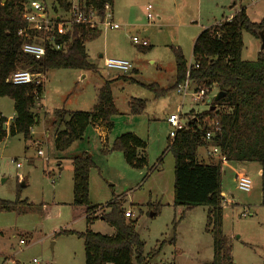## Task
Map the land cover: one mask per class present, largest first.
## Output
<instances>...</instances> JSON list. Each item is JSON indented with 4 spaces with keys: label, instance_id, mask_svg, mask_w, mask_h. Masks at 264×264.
<instances>
[{
    "label": "rangeland",
    "instance_id": "rangeland-1",
    "mask_svg": "<svg viewBox=\"0 0 264 264\" xmlns=\"http://www.w3.org/2000/svg\"><path fill=\"white\" fill-rule=\"evenodd\" d=\"M30 1L25 0V5ZM38 1L51 14L61 11H55V0ZM113 3L112 20L120 27L110 29L101 24L99 36L85 43L94 69H55L42 74L44 107L35 128L38 143L24 141L21 134L0 141V198L13 201L17 185L24 182L19 196L26 201L12 211L0 212V264H83L82 239L76 234L55 235L60 229L85 230V207L72 204L69 161L70 157L83 152L94 163L89 173V202L103 207L95 214L100 216L108 209V202L123 196L124 209L130 211L129 217L135 220V230L144 242L147 264L212 262V235L205 230L207 207L185 209L173 205L174 159L165 149L171 130L168 116L180 110L181 118L186 121L201 113L211 104L217 86L208 87L199 100H193L191 89L186 97L175 89L164 93L160 90L173 83L172 48L181 49L189 66L193 63L194 39L202 29L230 17L240 7L245 8L250 21L259 22L264 15V0H114ZM147 5L152 7L151 19L146 17ZM107 14L111 17L110 8L106 18ZM132 36L145 39L150 49L141 51L132 44ZM242 42L241 58L255 60L260 40L243 31ZM99 54L129 60L138 73L132 70L124 74L108 69ZM116 77L119 78L111 82V91L118 112L111 117L112 125L106 138L101 140L99 131L87 125L79 139L65 150H57L54 111L92 109L104 80ZM150 84L154 85V90L146 87ZM131 97L146 100L141 114L129 113L127 102ZM13 105L12 99L0 96L4 116L13 112ZM131 131L146 142L147 168L143 170L128 166L120 151H107L116 136ZM38 150L42 151L41 155L37 154ZM205 151L206 148L201 147L197 153ZM240 164L229 161L222 167L221 229L230 255L222 264H264L260 163ZM239 171L250 178L249 191L237 187L235 176ZM158 205V213L151 215ZM244 209L248 210L247 215H243ZM181 214L184 216L176 226L175 243H166L158 254L154 253L160 241L170 237L171 222ZM90 228L105 235L113 232L100 217ZM20 239L24 240L23 244L19 243ZM33 258L38 262H33Z\"/></svg>",
    "mask_w": 264,
    "mask_h": 264
},
{
    "label": "trees",
    "instance_id": "trees-1",
    "mask_svg": "<svg viewBox=\"0 0 264 264\" xmlns=\"http://www.w3.org/2000/svg\"><path fill=\"white\" fill-rule=\"evenodd\" d=\"M114 0H78L94 9L100 17L105 6L110 8ZM25 0H0V96L13 100L14 116L6 124L7 118L0 111V141L7 136L21 134L24 141L32 139V127L38 121L35 108L40 103L44 83L13 84L8 77L17 70L27 69L32 73L46 74L55 69H94L88 59L85 43L99 36L97 27L81 24L71 25L60 34L54 30V42L64 44L56 50L46 43L45 54L40 59L25 54L21 47L28 39L18 34V30L28 26L24 19ZM56 9L69 11V0H55ZM264 31V15L259 22H252L245 8H239L230 17L205 27L196 36L192 46L193 63L188 67L179 47L172 48L175 61L174 82L164 93L173 90L185 79L187 70L194 86H217L224 95L208 108L186 120L185 127L179 129L168 143L165 151L174 159L173 205L192 209L206 206L205 230L212 235L213 257L211 264H222L229 255L222 234L221 173L224 163L212 160L204 162L197 158L198 148L217 145L225 154L226 162L260 163L261 203L264 205V50H260L255 60L241 58L243 48L242 32L246 31L258 38L257 31ZM29 35H35L28 30ZM259 39V38H258ZM148 51L150 46H139ZM197 68H193L194 65ZM111 80H106L97 92V101L88 111H66L57 109L55 148L65 150L79 139L87 125L111 127V117L117 114L111 93ZM154 90V85H146ZM129 113L141 114L146 108V100L131 97ZM214 106V109H210ZM217 121L219 131L214 132L211 141L204 138L209 123ZM7 126V127H5ZM107 151H120L126 164L134 169L147 168L146 142L139 136L125 132L116 136ZM72 167V204L85 207L86 227L83 232L60 229L55 235L76 234L83 241V264H147L144 256V242L135 230V220L125 215L124 197H116L106 204L108 208L100 216L95 212L102 206L89 202V173L94 167L91 157L83 152L69 158ZM148 173V172H147ZM21 185H17L13 201L0 198V212L14 210L26 202L20 200ZM158 207L153 210L158 213ZM103 208V207H102ZM184 216L171 222L170 237L162 240L154 253L162 247L175 243L176 226ZM101 218L112 228L111 235L91 230L96 218Z\"/></svg>",
    "mask_w": 264,
    "mask_h": 264
},
{
    "label": "built area",
    "instance_id": "built-area-1",
    "mask_svg": "<svg viewBox=\"0 0 264 264\" xmlns=\"http://www.w3.org/2000/svg\"><path fill=\"white\" fill-rule=\"evenodd\" d=\"M70 9L67 12L60 11L59 13L51 14L47 11L46 6L38 0L30 1L24 9V19L27 21L28 26L24 29L18 30V34L24 35L28 40L22 44V51L25 54L33 56L35 59H40L45 54L46 43L51 45L52 48L60 50L64 48V44L54 42V30L60 34L66 33L71 25L81 24L90 27H98L103 24L105 27L110 29H117L119 24L113 22L106 12L109 10V6H105L104 15L100 17L98 13L91 7H87L84 3L82 6L79 5L78 0H69ZM151 5L146 6V17L148 19L152 18L150 13ZM28 30L34 31L35 35H29ZM132 44L137 46H147L148 42L145 39H140L137 36H132L130 38ZM103 64L108 69H114L120 71L124 74L130 73L133 69L132 64L129 60L121 58H111L104 57ZM191 65V64H190ZM189 65V66H190ZM188 66V67H189ZM198 65H194L193 68H197ZM43 73H32L27 69L17 70L8 77V81L13 84H29L36 83L39 84L43 82L41 80ZM192 81L189 78V70H187L185 79L180 82L175 90L182 96L187 95L188 91L191 89V97L193 100H199L205 96V93L208 91V88L202 86H194L191 88ZM182 104V102H181ZM181 111L177 113H172L168 116L167 122L169 123L171 130L169 131V137L172 139L176 132L185 127L186 121L181 118ZM209 128L205 131L204 138L206 141H211L214 132L219 131V126L217 121H212L209 123ZM206 153L208 157L216 159L221 163L226 162L225 154L221 149L215 145L210 144L206 148ZM37 154L41 155L42 151L38 150ZM18 165V164H17ZM236 184L237 187L242 191H249L251 188V180L244 172H236ZM224 202V199H223ZM222 202V206H223ZM243 215L248 214V210H243ZM130 211H126L125 215L129 217ZM20 244L24 243L23 239L19 240ZM33 262H38L35 258Z\"/></svg>",
    "mask_w": 264,
    "mask_h": 264
},
{
    "label": "crops",
    "instance_id": "crops-1",
    "mask_svg": "<svg viewBox=\"0 0 264 264\" xmlns=\"http://www.w3.org/2000/svg\"><path fill=\"white\" fill-rule=\"evenodd\" d=\"M114 2V1H113ZM110 8V7H109ZM113 10H114V3H113V5H112V7L110 8V11H111V20H112V18H113ZM145 10H146V8H145ZM158 18H160L159 16H158ZM113 21V20H112ZM120 27V26H119ZM118 27V28H119ZM98 29H99V31L101 32V30H100V27L98 26L97 27ZM117 28V29H118ZM195 40V39H194ZM193 46V45H192ZM86 47V46H85ZM88 54V53H87ZM100 58H104L103 57V54H99L98 55ZM185 57V56H184ZM186 59V58H185ZM90 61V60H89ZM91 62V61H90ZM133 71V73H135V74H137L138 73V70L134 67L133 69H132ZM174 78H175V71H174V76H173ZM103 78H104V76H103ZM117 78H119V77H116V78H107L106 80H111L112 81V83H113V81H115V80H117ZM174 78H173V82H174ZM106 80H104V82L106 81ZM103 82V83H104ZM45 84V83H44ZM110 87H111V85H110ZM99 89V88H98ZM111 93H112V91H111ZM42 98H44V91H43V93H42V97H41V100H40V103H39V105L37 106V108H35V111L34 112H36L37 113V115H38V121H37V123L32 127V130H31V137H32V141H36L37 143H38V141H37V137H38V135H36L37 133H36V130H35V128H36V125H38V123H39V121H40V113L42 112V111H40L43 107H44V104H43V102H42ZM112 98H113V95H112ZM96 101H97V99H96ZM114 102V101H113ZM96 103V102H95ZM115 105V104H114ZM37 110V111H36ZM1 111V110H0ZM1 113H2V111H1ZM13 116H14V111L8 116V117H6L7 118V122H6V124H8L11 120H12V118H13ZM96 130H98L99 131V133H100V138H101V140H103L104 138H106V135H107V133H108V129L107 128H105L104 126H97V125H94L93 126ZM131 133H133V134H135V135H137L135 132H132L131 131ZM54 135H55V133H54ZM197 158L199 159V160H201V161H204V162H207L208 161V156L206 155V151H205V153H202V154H198L197 153ZM69 161H70V159H69ZM228 162V161H227ZM227 162H225L223 165H225ZM243 163H241L240 165H242ZM58 165H61V162H59L58 163ZM145 169V168H144ZM141 170H143V169H141ZM154 213V212H153ZM114 232V231H113ZM112 232V233H113ZM83 256H84V252H83ZM83 263H84V259H83Z\"/></svg>",
    "mask_w": 264,
    "mask_h": 264
},
{
    "label": "water",
    "instance_id": "water-1",
    "mask_svg": "<svg viewBox=\"0 0 264 264\" xmlns=\"http://www.w3.org/2000/svg\"><path fill=\"white\" fill-rule=\"evenodd\" d=\"M257 35L260 40V50H264V31L263 30L257 31ZM223 95H224L223 92L217 91V93L214 96L215 101H218ZM210 109L211 110L214 109V106H211ZM20 185L21 187H23L25 183L21 182ZM151 215H154V213H152Z\"/></svg>",
    "mask_w": 264,
    "mask_h": 264
}]
</instances>
